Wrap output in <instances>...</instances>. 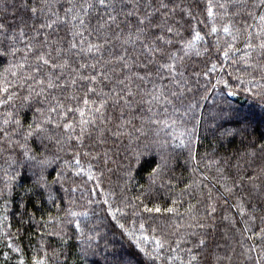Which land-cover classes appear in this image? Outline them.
I'll list each match as a JSON object with an SVG mask.
<instances>
[{
  "label": "snow or ice",
  "instance_id": "6c2138e0",
  "mask_svg": "<svg viewBox=\"0 0 264 264\" xmlns=\"http://www.w3.org/2000/svg\"><path fill=\"white\" fill-rule=\"evenodd\" d=\"M21 7L28 15L21 16L19 24L15 19L0 20V58L6 60L0 72V157L4 158V165L0 166L4 182L0 188V236L5 238L6 247L18 254L16 264H26L23 250L13 242L19 236L13 237L6 229L11 228L10 197L25 167L39 169L35 173L37 180L25 192L48 191L51 184L61 182L64 176L63 170L57 171L50 184L46 175L48 168L61 159L60 152L72 149L74 168L73 161L69 160L63 161V167L73 168L76 175L84 173L99 185L100 180L93 173L92 166L89 165L85 172L80 163L79 149L85 147L86 138H94L103 145L108 135L117 139L127 135L131 143L132 133L126 131L129 126L145 135L144 125H162L161 130L171 129L168 135L173 147L190 150L191 159L197 165L193 168V173H196L199 161L193 147L194 141H199L197 128L177 131V120L173 118L179 111L176 102L182 101L185 93L192 90L184 74L185 59L208 54L207 37L213 36L216 51L222 53L225 64L240 63L246 69H258L261 80H264V0H252L250 5L248 0H216L215 3L207 0L208 24L194 15L190 6L174 0H21ZM230 8L236 11L231 12ZM241 12L251 19V23L242 21L237 27L233 17ZM12 15H16L15 11ZM192 21L195 23H190ZM198 25H203L207 32L202 33ZM221 34L225 38L223 45ZM241 39L243 48L237 46ZM216 70L217 64L212 63L204 76L207 78ZM220 71L225 69L221 67ZM235 79L240 84L252 85L255 82L254 78L245 81L241 76ZM255 83L260 91L254 95L264 98V84ZM220 85L229 89V95L236 94L223 76L218 77L211 87L216 89ZM245 90L253 91L251 87ZM195 107V104L188 106L189 109ZM110 109L112 115H109ZM25 110L32 112L31 121L27 123L21 116ZM136 119L141 122L139 128L133 123ZM237 119L241 121L239 128L225 129L220 133L221 147L224 138L243 133L246 121L240 117ZM53 129L62 131L54 135ZM37 141L42 149L40 152L32 146ZM168 143L162 141L160 147L164 148ZM49 145L54 148L51 154H48ZM147 147L145 145L144 152L133 151L137 164L146 154ZM259 152L264 154V143L259 145ZM84 155L90 153L84 152ZM104 155L107 162V152ZM243 155L255 158L256 151ZM207 167L209 170L214 167L215 175L201 174L198 179L194 176L171 201L172 206L161 208L154 204L149 207L141 196L124 195L134 179L131 168L126 173L119 198L115 192L100 189L104 195L102 203L107 205V213L116 221L122 234L151 264H199L198 253L193 249L206 246L203 235L195 231L178 234V230L184 227L179 223H174L177 231L172 233H158L156 227L148 224L153 220V214H171L174 221L181 217L177 205L183 203L185 195L190 196L195 191L201 197L197 204L202 205L203 213H198L196 205L189 203L183 214L191 221L187 227L213 228L214 225L208 221L214 220L218 202L228 209H235L243 223L242 237L247 234L249 241L257 237L261 241L258 251L253 243L244 247L242 255L254 260L255 264H264V215L260 216L261 226L254 231L249 222L254 223L257 219L256 210L248 207L252 192L259 191L264 196V181L257 183L264 175V167L258 174H252L240 167L239 160L229 166L228 157L209 160ZM229 167L235 168V173H231ZM162 168L161 164L152 170L150 184H155ZM144 195L147 196L148 192ZM49 199H53L51 195ZM21 206H24L23 200ZM129 213L139 220L131 219V225L126 226L121 220L130 218ZM68 214L73 218L88 216L86 211L71 209H68ZM21 215H28L29 221H33L35 216L27 211ZM223 218L236 226L234 217L225 215ZM49 222L51 217L43 222V226ZM75 225L83 234L78 219ZM169 236L177 238L170 239ZM187 236L197 237L192 247H183L185 243H192L186 239ZM241 244L243 246V239ZM253 252L256 253L254 257ZM5 258L6 261L10 259L7 253ZM31 264H49L43 244L39 253L32 256Z\"/></svg>",
  "mask_w": 264,
  "mask_h": 264
},
{
  "label": "trees",
  "instance_id": "16d2710c",
  "mask_svg": "<svg viewBox=\"0 0 264 264\" xmlns=\"http://www.w3.org/2000/svg\"><path fill=\"white\" fill-rule=\"evenodd\" d=\"M174 2L183 6H190L194 15L204 20L205 24L209 23L206 16L207 0H174ZM213 2L215 3L216 0ZM251 3L252 0H248V4ZM14 11L15 16L12 15ZM230 11L235 12L236 9L230 8ZM27 15L28 13L21 7V0H0V20L7 22L15 19L19 24V18L21 16L27 17ZM242 21L251 23V19L244 12L233 17V23L237 27L241 26ZM187 26L188 23H186ZM198 27L202 33L207 32L203 25H198ZM187 34L185 32L186 36ZM221 36V44L223 45L225 38L223 34ZM207 40L208 54L199 57L193 55L185 59L184 74L192 90L185 93L182 101L176 102L179 111L173 117L177 120V131L197 128L199 141H194L193 151L196 160L199 161L198 172L193 173V168L197 165L191 159L190 150L183 147H173L171 136L168 135L171 129L161 130L162 125H144L145 135H141L129 126L126 131L132 133L131 143L127 135L118 139L108 135L107 141L103 145L98 144L94 138H86L85 147L79 149L80 163L85 172L89 165L92 166L93 173L100 180L99 185H97L96 180H89L84 173L76 175L73 170L72 149L60 152L61 159L48 168L46 175L50 184L57 171H64L62 181L51 184L48 191L25 192V189L32 188L38 178L35 173L39 172L38 168L29 169L25 167L10 197L9 219L11 228L6 230L13 237L19 236V239H14L13 242L22 247L26 264H31V258L35 253H39L41 244L48 252L49 264H121V262L129 264V261L131 264H151L148 258L134 247L128 237L122 234V230L116 221L112 220L107 213V205L102 203L104 195L100 191L101 188L104 192L117 193V198H119L129 168L132 169L134 179L123 194L129 197L141 196L149 207L159 204L161 208L172 206L171 201L177 198L180 190L194 176L198 179L201 174L215 175V168L209 170L207 167L209 160L228 157L229 166L239 160L240 167L247 172L252 174L260 172V169L264 167V154L259 152V145L264 143V98L258 94L254 95V93L260 91L255 82L264 84V80H261V73L258 69H246L240 63L236 65H232L230 62L225 64L222 53L216 51L215 37L208 36ZM237 46L243 48L242 39ZM212 63L217 64V70L210 72L206 78L204 73L208 72ZM5 65L6 60L0 58V72L3 71ZM221 67L225 69L224 72L220 71ZM228 72H231L232 75L228 76ZM220 76L228 80L231 90L236 93L235 95H229V89L223 85L216 89L211 87V84H214ZM236 76H241L245 81L254 78L255 82L252 85L240 84L235 79ZM248 87H251L253 91H246L245 89ZM202 97L207 98L202 99ZM192 104L197 105V107L189 109L188 106ZM171 112L172 109L169 108V113ZM185 112H187L186 115ZM112 114L110 109L109 115ZM21 116L26 123L30 122L32 112L25 110ZM237 117L246 121L243 133L224 138L221 147L218 139L220 133L225 129H236L241 126V121ZM161 118L167 117L162 116ZM133 123L137 128L141 126L139 119L134 120ZM111 126L109 125V127ZM60 131L62 130L53 129V134L55 135ZM162 141H169V143L166 147L161 148L160 142ZM145 145L148 146L147 152L141 156L137 164L133 151L144 152ZM32 146L37 152L42 151L38 141L34 142ZM253 150L256 151L255 158L243 155ZM52 151L54 148L49 145L48 154H51ZM84 152H88L90 155L85 156ZM105 152H107V162H105ZM64 160L73 161V168H64ZM161 164L163 168L160 177L155 184H150L149 174L157 165ZM3 165L4 158L0 157V166ZM229 171L235 173L236 169L229 167ZM2 177L3 173L0 172V188H3L4 183ZM261 181H264V175H261V179L257 183H261ZM93 188L96 189L95 192L91 191ZM65 189L68 191L65 192ZM145 192H148L147 196L144 195ZM49 195L53 199H49ZM200 199L201 197L195 191L190 196L185 195L183 203L177 205L182 214L181 217H177L174 221L171 214H163V216L153 214L154 218L148 221V224L156 227L158 233L160 231L172 233L177 231L174 223H179L184 227L178 230V234L195 231L199 235H203L206 239V246L202 249H193L194 253H198L199 264H255L254 260L247 259L242 253L244 247L253 243L257 245L258 251L261 241L258 237L249 241L247 234L242 237L243 223L235 209H228L218 202L214 220L208 221L214 225L213 228L187 227L191 221L187 215H183L185 208L189 203L196 205V211L202 215L203 207L201 204H197ZM22 200L23 207L21 206ZM90 200L92 203H89ZM248 207L249 210L252 208L256 210L254 214L257 219L254 223L250 221L249 226L257 231L261 226L260 216L264 215V196H261L259 191L252 192ZM68 209L76 212L86 211L88 216L73 218L68 214ZM25 211L28 214H35L33 221H29L28 215H21ZM225 215H230L236 219L235 227L229 220L223 218ZM49 217H51V222L47 223L46 227L43 226V222L49 221ZM76 219L80 221L83 234L80 229L76 228ZM131 219L139 220V218L130 216V218L122 219L121 222L130 226ZM69 221L73 222L69 223ZM17 229H19L18 233ZM49 233L58 234L49 235ZM89 237H93V239L90 240ZM169 238L176 239L177 237L169 236ZM186 239L192 241V243L183 245L186 248L192 247V244L197 242V237L194 236H187ZM242 239L243 246L241 244ZM5 253L10 257L7 261ZM40 254L42 255V253ZM184 255L187 259V255ZM252 255L254 257L256 253L253 252ZM18 258V254L6 247L5 238L0 236V264H16Z\"/></svg>",
  "mask_w": 264,
  "mask_h": 264
}]
</instances>
